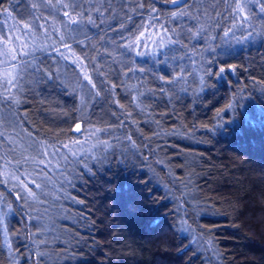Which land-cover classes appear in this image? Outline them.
Listing matches in <instances>:
<instances>
[{
	"label": "trees",
	"instance_id": "trees-1",
	"mask_svg": "<svg viewBox=\"0 0 264 264\" xmlns=\"http://www.w3.org/2000/svg\"><path fill=\"white\" fill-rule=\"evenodd\" d=\"M27 2L19 0L17 5L14 0L13 15L19 18ZM133 19L141 22L139 17ZM209 35L217 38L192 41L195 65L191 53L185 55L187 50L167 53L183 57L180 61L159 57L161 63L151 55L127 58L129 67L144 71L121 80L140 86L141 92L155 90V99L149 94L143 101L146 112L127 107L132 118L112 133L121 138L119 143L113 140V150L117 155L125 151L129 160L96 166L94 175L87 171L78 175L79 165L61 160L68 180L49 169L51 182L41 195L45 201L41 205L16 201L0 186L12 204L11 212L6 205L3 209L12 255L0 236V264L13 260L34 264L31 233H37L34 240L46 241L39 248L45 253L40 264H264V35L242 42H226L219 29ZM235 35L239 38L241 33ZM36 56L43 61L40 67L55 70L45 54ZM177 63L195 69V79L188 77V83L181 85L156 79L174 75ZM229 65H236V70L205 76L200 90L203 69L215 72ZM65 68L68 75L53 80L28 70L30 90L12 107L21 135L23 129L49 144H57V138L83 143L87 129L115 127L111 112L120 115V111L110 104L91 106L84 117L89 123L83 122L78 111L81 93L73 92L72 66ZM161 87L166 94H160ZM125 95L120 88V102L128 106ZM229 102L232 107L217 117L216 109ZM7 111L0 103V113ZM76 123L85 131L75 132ZM129 134L136 147L123 140ZM97 136L109 139L108 133ZM95 143L94 137L84 147ZM182 220L191 230H184ZM209 239L213 247H208Z\"/></svg>",
	"mask_w": 264,
	"mask_h": 264
},
{
	"label": "snow or ice",
	"instance_id": "snow-or-ice-1",
	"mask_svg": "<svg viewBox=\"0 0 264 264\" xmlns=\"http://www.w3.org/2000/svg\"><path fill=\"white\" fill-rule=\"evenodd\" d=\"M13 3L14 0H0V16L3 17L0 24V103L8 109L6 113H0V186L8 195L14 194L16 201L26 205L29 201L38 205L45 203L41 195L45 193L47 183L51 182L49 169L55 168L68 180L61 160L65 164L79 165L81 171L78 175H83L84 171L94 175L96 166L129 160L125 151L121 150L117 155L113 150V140L119 143L121 138L114 137L112 133L124 128L127 120L132 118L127 107L146 112L147 106L143 101L149 98V94L155 99V90L148 88L141 92L140 86L121 80L122 76L131 78L133 72L144 71L143 68L129 67L126 63L128 57L151 55L161 63L165 58L180 61L183 57L167 53L187 50L185 55L191 53L189 59L195 65L196 49L192 41L205 37L215 40L216 36L209 35L215 29L223 33L226 42L229 39L242 42L264 35V0H159V4L172 5L168 10L159 7L156 0H28L26 11L19 18L13 15ZM15 3L18 5L19 0ZM134 16L141 22H135ZM9 20L13 23L9 24ZM237 32L241 33L239 38L235 35ZM36 53L45 54V59H50L55 65V70L40 67L43 61H38ZM68 64L73 69L70 81L74 82L73 92L81 93L78 111L83 122L89 123L84 117L91 106L103 108L110 104L120 111V115L111 112L116 117L115 127L87 129L89 136L83 143L78 140L64 143L57 138L59 148L57 144L37 139L32 132L22 129L24 135H21L16 131L18 122L12 107L22 102L20 95L26 89L30 90L28 70L46 80H53L61 74L68 75L65 68ZM236 67H219L215 72L203 69L204 76L199 77L200 90H203L205 76H219L235 71ZM188 77L195 79V69L189 71L177 63L174 75L170 72L156 79L166 85H181L188 83ZM120 88L126 93L123 98L129 100L128 106L120 102ZM181 90L187 91V88ZM159 92L166 94L163 87ZM231 107L230 102L225 103L216 109V116ZM132 123L136 121L132 120ZM74 131L82 133L85 129L81 123H76ZM98 133H108L109 139H99ZM94 137L96 143L85 148L84 145ZM123 140L136 147L130 134L123 136ZM59 149L66 150V154ZM88 161L93 162L92 166ZM5 205L11 212L12 204L7 202L5 193L0 192V236L12 255L4 224L7 215L3 210ZM181 223L185 231L191 230L187 220ZM36 235L29 234L28 239L33 240L34 264H40L45 253L39 248L46 241L34 240ZM206 243L213 247L211 239ZM12 264L17 262L13 260Z\"/></svg>",
	"mask_w": 264,
	"mask_h": 264
}]
</instances>
